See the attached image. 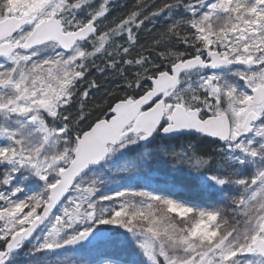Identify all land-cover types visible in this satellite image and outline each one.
Wrapping results in <instances>:
<instances>
[{
    "label": "snow or ice",
    "instance_id": "6c2138e0",
    "mask_svg": "<svg viewBox=\"0 0 264 264\" xmlns=\"http://www.w3.org/2000/svg\"><path fill=\"white\" fill-rule=\"evenodd\" d=\"M0 264H264V0H0Z\"/></svg>",
    "mask_w": 264,
    "mask_h": 264
},
{
    "label": "trees",
    "instance_id": "16d2710c",
    "mask_svg": "<svg viewBox=\"0 0 264 264\" xmlns=\"http://www.w3.org/2000/svg\"><path fill=\"white\" fill-rule=\"evenodd\" d=\"M122 3H131V0H121Z\"/></svg>",
    "mask_w": 264,
    "mask_h": 264
}]
</instances>
